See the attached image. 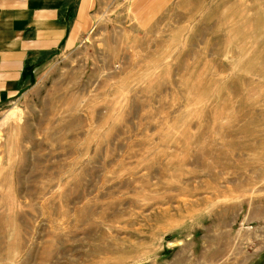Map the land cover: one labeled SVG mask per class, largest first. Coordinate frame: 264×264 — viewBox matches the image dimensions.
<instances>
[{
	"label": "rangeland",
	"instance_id": "rangeland-1",
	"mask_svg": "<svg viewBox=\"0 0 264 264\" xmlns=\"http://www.w3.org/2000/svg\"><path fill=\"white\" fill-rule=\"evenodd\" d=\"M139 1L0 106V264H264V0Z\"/></svg>",
	"mask_w": 264,
	"mask_h": 264
},
{
	"label": "crops",
	"instance_id": "crops-1",
	"mask_svg": "<svg viewBox=\"0 0 264 264\" xmlns=\"http://www.w3.org/2000/svg\"><path fill=\"white\" fill-rule=\"evenodd\" d=\"M95 2L0 0V106L16 99L56 54L81 43L95 23ZM143 2L154 0L137 5Z\"/></svg>",
	"mask_w": 264,
	"mask_h": 264
},
{
	"label": "bare ground",
	"instance_id": "bare-ground-1",
	"mask_svg": "<svg viewBox=\"0 0 264 264\" xmlns=\"http://www.w3.org/2000/svg\"><path fill=\"white\" fill-rule=\"evenodd\" d=\"M120 261V260H119ZM117 263V262H116Z\"/></svg>",
	"mask_w": 264,
	"mask_h": 264
}]
</instances>
